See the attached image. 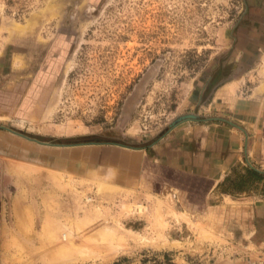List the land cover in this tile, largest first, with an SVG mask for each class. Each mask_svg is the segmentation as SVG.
I'll return each instance as SVG.
<instances>
[{
  "label": "rangeland",
  "instance_id": "obj_1",
  "mask_svg": "<svg viewBox=\"0 0 264 264\" xmlns=\"http://www.w3.org/2000/svg\"><path fill=\"white\" fill-rule=\"evenodd\" d=\"M0 21L24 95L0 112V264H201L208 233L140 162L207 80L264 78V0H0Z\"/></svg>",
  "mask_w": 264,
  "mask_h": 264
},
{
  "label": "crops",
  "instance_id": "obj_2",
  "mask_svg": "<svg viewBox=\"0 0 264 264\" xmlns=\"http://www.w3.org/2000/svg\"><path fill=\"white\" fill-rule=\"evenodd\" d=\"M0 25V112H6L8 101L24 95L23 81L13 79L16 55L8 48L13 30ZM212 84L207 80L196 92L194 105L202 116L192 113L194 119L180 121L148 156L144 152L140 165L148 161L154 167L151 183L167 212L178 215L191 234L197 228L187 219L208 233L200 242L197 236L190 241L203 248L196 262L207 264L210 248L217 254L214 264L233 263L216 252L222 248L241 259L255 253L264 258V78L248 87L239 76Z\"/></svg>",
  "mask_w": 264,
  "mask_h": 264
},
{
  "label": "built area",
  "instance_id": "obj_3",
  "mask_svg": "<svg viewBox=\"0 0 264 264\" xmlns=\"http://www.w3.org/2000/svg\"><path fill=\"white\" fill-rule=\"evenodd\" d=\"M244 264H264L263 260H250L246 261Z\"/></svg>",
  "mask_w": 264,
  "mask_h": 264
},
{
  "label": "water",
  "instance_id": "obj_4",
  "mask_svg": "<svg viewBox=\"0 0 264 264\" xmlns=\"http://www.w3.org/2000/svg\"><path fill=\"white\" fill-rule=\"evenodd\" d=\"M195 115L194 114H187L185 116H183L181 119H179L180 121L185 120V119H194Z\"/></svg>",
  "mask_w": 264,
  "mask_h": 264
}]
</instances>
